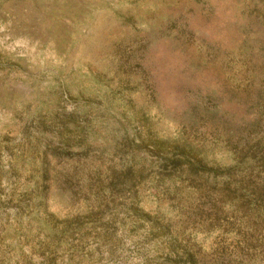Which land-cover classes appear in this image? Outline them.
<instances>
[{
    "label": "rangeland",
    "instance_id": "374dc122",
    "mask_svg": "<svg viewBox=\"0 0 264 264\" xmlns=\"http://www.w3.org/2000/svg\"><path fill=\"white\" fill-rule=\"evenodd\" d=\"M0 264H264V0H0Z\"/></svg>",
    "mask_w": 264,
    "mask_h": 264
},
{
    "label": "trees",
    "instance_id": "16d2710c",
    "mask_svg": "<svg viewBox=\"0 0 264 264\" xmlns=\"http://www.w3.org/2000/svg\"><path fill=\"white\" fill-rule=\"evenodd\" d=\"M167 161H169V164L167 165L169 168H174V165H175V167H177V166H180V164L179 163H181V160L180 159H171V158H169ZM191 163H187V166L188 167H190V166H194V167H196L198 170L199 169H201L202 168V166L201 167H199L198 166V164L196 163L197 162V160H196V162H192V161H190ZM198 163H200V162H198ZM120 182V180L119 179H117V177H112L111 178V180L109 181V183H108V185L110 186V187H115V185L116 184H118Z\"/></svg>",
    "mask_w": 264,
    "mask_h": 264
}]
</instances>
